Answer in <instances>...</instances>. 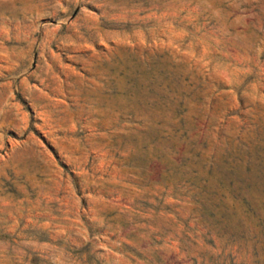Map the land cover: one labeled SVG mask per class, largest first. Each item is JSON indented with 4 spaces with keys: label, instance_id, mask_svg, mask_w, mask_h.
Returning a JSON list of instances; mask_svg holds the SVG:
<instances>
[{
    "label": "rangeland",
    "instance_id": "obj_1",
    "mask_svg": "<svg viewBox=\"0 0 264 264\" xmlns=\"http://www.w3.org/2000/svg\"><path fill=\"white\" fill-rule=\"evenodd\" d=\"M0 264H264V0H0Z\"/></svg>",
    "mask_w": 264,
    "mask_h": 264
}]
</instances>
